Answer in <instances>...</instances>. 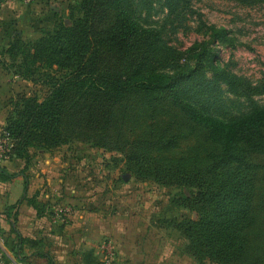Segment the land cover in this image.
Instances as JSON below:
<instances>
[{
	"label": "trees",
	"instance_id": "16d2710c",
	"mask_svg": "<svg viewBox=\"0 0 264 264\" xmlns=\"http://www.w3.org/2000/svg\"><path fill=\"white\" fill-rule=\"evenodd\" d=\"M128 2L81 0L83 15L71 25L59 22L34 42L17 36L9 43L3 53L10 66L49 87L43 99L23 95L6 118L0 136L12 140L10 158L22 159L25 173L32 149L50 151L72 139L122 152L136 179L189 189L175 202L198 218L176 228L196 264H264V106L221 119L185 90L206 67L211 81L257 90L218 64L212 45L233 44L229 30L211 25L209 37L189 50L194 64L168 71L156 63L179 60L182 52L167 45L161 30L139 24ZM186 138L193 144L177 152ZM0 170L7 179L16 175ZM25 199L42 214L34 198ZM33 256L54 264L46 252Z\"/></svg>",
	"mask_w": 264,
	"mask_h": 264
},
{
	"label": "rangeland",
	"instance_id": "374dc122",
	"mask_svg": "<svg viewBox=\"0 0 264 264\" xmlns=\"http://www.w3.org/2000/svg\"><path fill=\"white\" fill-rule=\"evenodd\" d=\"M80 3L81 0H0V134L23 95L43 99L49 92L46 84L22 78L10 66L12 58L3 51L17 36L34 42L52 32L59 22L71 25L83 15ZM127 7L139 24L161 30L167 45L182 52L179 60L156 63L168 71L194 64L189 50L195 42L209 37L211 25L226 27L233 44L222 40L213 43L218 64L250 81L257 90H233L224 80L211 81L213 72L209 67L202 68L185 90L188 96L195 97L203 112L221 119H233L253 106H264V0H130ZM193 142L192 138L182 139L176 151L186 150ZM32 152L35 161L47 158L38 150ZM50 152V157L60 156L61 163H66L60 166L62 185L78 190L77 195L63 193V198L57 197L51 203L54 220L63 226L72 225L74 216L86 211L78 223L103 232L98 244L104 255L105 246L113 252L112 264H119V252L125 253L127 246L152 247L159 239L161 247H187L189 241L176 223L186 217L197 219L198 215L175 201L189 195V189L138 180L127 170L122 152L107 150L86 139H72ZM35 170L43 175L41 168ZM90 215L96 221L91 222ZM127 235L134 242L124 241ZM114 238H118L117 245Z\"/></svg>",
	"mask_w": 264,
	"mask_h": 264
},
{
	"label": "crops",
	"instance_id": "0c3cea01",
	"mask_svg": "<svg viewBox=\"0 0 264 264\" xmlns=\"http://www.w3.org/2000/svg\"><path fill=\"white\" fill-rule=\"evenodd\" d=\"M40 153L46 154L47 158L33 160L25 173L22 172L25 167L22 159L12 157L0 163V168L9 174H16L7 179L0 173V212L3 214L6 250L0 264H47L45 258L33 256L36 252L48 253L54 264H103L105 255L98 244L103 232L78 223L86 211H79L73 217L72 225L63 226L60 221L54 220L51 203L57 201V197L63 198V193L77 195L78 190L62 185L60 166L66 163H61L60 156L50 157V151ZM35 167L41 168L43 175ZM24 197L34 198L36 204L43 208L42 214L38 215ZM18 201L21 204L17 209H10ZM90 218L91 222L96 221L91 215ZM114 239L112 241L117 245L118 238ZM124 241L134 242V238L127 235ZM155 244L146 248L127 246L125 253L122 250L119 252V264H196L184 247H161L159 239ZM27 256L31 257L24 259Z\"/></svg>",
	"mask_w": 264,
	"mask_h": 264
},
{
	"label": "built area",
	"instance_id": "2783aa9c",
	"mask_svg": "<svg viewBox=\"0 0 264 264\" xmlns=\"http://www.w3.org/2000/svg\"><path fill=\"white\" fill-rule=\"evenodd\" d=\"M12 140L9 139L7 136H0V163L6 159L10 158V154L12 152ZM2 220H3V214L0 212V263H2L5 255V234L2 227ZM107 253L105 255L104 261L106 264H112V262L115 260L114 254L112 251L108 249L107 246H105ZM10 264H16V263H10Z\"/></svg>",
	"mask_w": 264,
	"mask_h": 264
}]
</instances>
